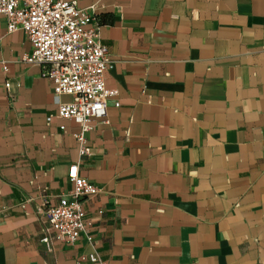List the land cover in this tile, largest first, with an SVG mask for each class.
<instances>
[{"label": "crops", "instance_id": "1", "mask_svg": "<svg viewBox=\"0 0 264 264\" xmlns=\"http://www.w3.org/2000/svg\"><path fill=\"white\" fill-rule=\"evenodd\" d=\"M76 1L94 7L119 105L79 159L78 125L46 120L71 97L0 14V264H264V0ZM75 161L99 192L65 243L47 208Z\"/></svg>", "mask_w": 264, "mask_h": 264}, {"label": "built area", "instance_id": "2", "mask_svg": "<svg viewBox=\"0 0 264 264\" xmlns=\"http://www.w3.org/2000/svg\"><path fill=\"white\" fill-rule=\"evenodd\" d=\"M0 14L5 18L8 32L24 31L32 45L31 52L24 54L22 60L42 65L53 93L71 97L70 101L61 102L46 120L50 123L53 117L72 119L78 125L74 138L78 157L83 158L89 153L86 134L92 129L90 122L93 119L107 122L110 99L115 101V106L119 105L118 90L107 87L104 81L111 60L101 42L99 27L92 24L94 7L81 8L76 0H0ZM68 180L71 189L47 208V219L55 239L74 243L89 225L82 201L97 194L99 187L80 174L79 161L69 165ZM49 239L44 234L41 241L48 244ZM87 239L92 241L88 233ZM88 260L107 264L95 252L88 255Z\"/></svg>", "mask_w": 264, "mask_h": 264}]
</instances>
